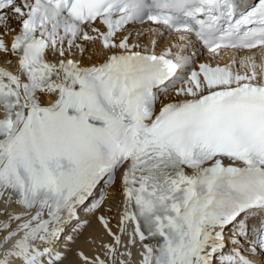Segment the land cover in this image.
I'll return each mask as SVG.
<instances>
[{"label":"snow or ice","instance_id":"1","mask_svg":"<svg viewBox=\"0 0 264 264\" xmlns=\"http://www.w3.org/2000/svg\"><path fill=\"white\" fill-rule=\"evenodd\" d=\"M0 29V55L18 57L17 73L0 67V198L23 208L2 210L0 264H62L65 225L121 168L139 264H257L243 249L264 253V0H0ZM97 42L102 63L68 58ZM200 48L250 54L197 69ZM98 219L114 243L83 264H131Z\"/></svg>","mask_w":264,"mask_h":264},{"label":"bare ground","instance_id":"2","mask_svg":"<svg viewBox=\"0 0 264 264\" xmlns=\"http://www.w3.org/2000/svg\"><path fill=\"white\" fill-rule=\"evenodd\" d=\"M13 24H14V22H12V26H13ZM93 49L98 51L99 53L103 52V51H100V45L97 43L95 46H93V45L91 46L90 51ZM78 58L81 60L82 64H84V65L88 64L89 62H91V60L95 59L94 57H89V56H83L81 58L78 56ZM0 61L4 62V63H8L9 65H11V64L13 65V55H11V54H9L7 56L0 55ZM5 69H7V68H5ZM43 98H44L43 102H45V96L42 97V99ZM3 114H4L3 110L1 109L0 117H2ZM116 184H118V182H116L115 185ZM5 199H6V196L3 198H0V208H2L5 205L4 204ZM16 205L18 206L20 211H23L22 206H20L18 204H16ZM85 207L88 209V211H87V209H84V210L87 211V213L85 212V214H87V219H89L90 223L88 225H86L83 221V222H80L77 224V227L73 230V233L75 234V236H74L75 237V244L73 245V251L69 255V258L65 262H63L62 264H83V261L77 255V252H79V251H83L84 254L90 258L95 257V256H99L101 258H106L104 255V253H105L104 244L114 243V239H112V237L104 229L103 225L101 224V222L98 219V217L101 215H103L107 218L105 213L108 211V207H109L108 203L104 200V203L101 205V207L97 210H94V211L89 210L90 204H87ZM113 208L114 209L112 212H114V214L120 218V214H121L123 209L122 210L119 209L120 208L119 204H116L115 207H113ZM81 214H84V213H81ZM16 223H18V222H15L14 226H12L13 228L16 226ZM128 232H129V227L127 226V232L126 233H128ZM1 234L3 235V233H1ZM122 235H123V239H124L125 233ZM127 238H128V234H126V239ZM12 243H13V240H10L7 244L4 245V247L5 248L10 247ZM61 244H63V243L61 242ZM126 244H127V242H126ZM128 247H130V249H131L132 256H134L138 253H142V251H143L142 246L137 247V245L136 246L128 245ZM61 248H62V245H60V243L57 244V249L60 250ZM1 251H2V249H1ZM139 262L140 261H138V263ZM16 263H18V262H16ZM131 264H135L134 259L131 261Z\"/></svg>","mask_w":264,"mask_h":264},{"label":"rangeland","instance_id":"3","mask_svg":"<svg viewBox=\"0 0 264 264\" xmlns=\"http://www.w3.org/2000/svg\"><path fill=\"white\" fill-rule=\"evenodd\" d=\"M119 197H120V190L118 189V187L116 188V191H114V193H112L111 194V199L110 200H112V201H115V202H117L118 201V199H119ZM110 204H111V201H110ZM10 205V204H9ZM120 205V204H119ZM12 206H14V205H12V203H11V207ZM111 211H113V209L111 210ZM114 213V212H113ZM115 215V214H114ZM0 236H2V234H0ZM73 247L71 246L70 248H67V249H63V251H65V250H68L69 252L71 251V249H72ZM73 251V250H72ZM72 251L70 252V254L72 253ZM2 254V251L0 250V255Z\"/></svg>","mask_w":264,"mask_h":264}]
</instances>
